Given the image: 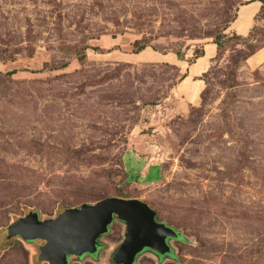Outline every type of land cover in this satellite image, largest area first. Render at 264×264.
Listing matches in <instances>:
<instances>
[{
	"label": "rangeland",
	"instance_id": "374dc122",
	"mask_svg": "<svg viewBox=\"0 0 264 264\" xmlns=\"http://www.w3.org/2000/svg\"><path fill=\"white\" fill-rule=\"evenodd\" d=\"M242 3L0 0V264H46L41 240L7 237L18 217L106 196L178 233L134 264H264V6L241 38L221 32ZM213 37L198 92L172 95L186 62L151 53L192 59ZM123 232L113 217L67 264H112Z\"/></svg>",
	"mask_w": 264,
	"mask_h": 264
},
{
	"label": "water",
	"instance_id": "95a60500",
	"mask_svg": "<svg viewBox=\"0 0 264 264\" xmlns=\"http://www.w3.org/2000/svg\"><path fill=\"white\" fill-rule=\"evenodd\" d=\"M113 217L124 225L122 239L111 256L112 264H134L144 250L157 257L170 255L169 240L175 229L155 219V211L136 198L102 197L92 203L64 208L56 215L39 219L29 211L7 226V237L24 241L39 239L37 259L46 264H67L68 256L92 255L99 237Z\"/></svg>",
	"mask_w": 264,
	"mask_h": 264
},
{
	"label": "crops",
	"instance_id": "0c3cea01",
	"mask_svg": "<svg viewBox=\"0 0 264 264\" xmlns=\"http://www.w3.org/2000/svg\"><path fill=\"white\" fill-rule=\"evenodd\" d=\"M261 6H264V4L261 3L259 0H243V3L239 6L237 10V14L235 15L234 20L229 22L227 29L231 32L243 36L250 28V25L253 22V18L255 17V15L261 10ZM238 14L240 16L239 18ZM202 46L203 54L195 58V60L191 63H187L184 59H177L172 52H161L158 54L151 53V56H154L153 58H151V60L153 61L169 62L174 65H177L180 61L186 62L185 73L187 75L182 80H180L179 83H176L171 86L170 93L172 95H176V90L178 91L180 89V94H184L185 96L188 95V102L191 101V98L189 97L193 96V92H198V90L200 89V85L197 83L199 80L193 77L201 75L206 70L210 58H212L215 53V46L211 43L210 40L202 44ZM206 47L208 48L207 54ZM143 51H145V48L137 53H130L129 56L131 60L137 61V58L142 54Z\"/></svg>",
	"mask_w": 264,
	"mask_h": 264
},
{
	"label": "trees",
	"instance_id": "16d2710c",
	"mask_svg": "<svg viewBox=\"0 0 264 264\" xmlns=\"http://www.w3.org/2000/svg\"><path fill=\"white\" fill-rule=\"evenodd\" d=\"M259 1H260L261 3L264 4V0H259ZM262 8H263V6H261V9H262ZM234 18H235V16H234L233 18H231V20H229V22L233 21ZM228 24H229V23H228ZM228 24H226V25L223 27V29L221 30V32H222V31L224 32V30L227 29ZM222 34H223V33H222ZM230 34H231V35H234L236 38H241V37H242L241 35H238V34H236V33H234V32H231ZM210 41H211V43L214 44V46H215V55H216V54L219 52V50H220V44H219V42L216 40V38H214V37H213V39H211ZM131 46H132V48H131L130 53H137V52L143 50L147 45L139 44V43H138V40L135 39V40L132 41ZM193 51H194V49H193ZM170 52H172V53L176 56L177 59L183 60V56L180 54V52H179L178 50H171ZM202 54H203V50L201 49V50L199 51V53H197V54L194 53L192 59H187V60H185V61H186L187 63H191V62H193V61L195 60V58L201 56ZM183 76H184V74L182 73V74L178 77V79L182 78ZM176 82H177V80H176L175 82H173L170 86L176 84ZM99 199H100V198H99ZM97 200H98V199H97ZM95 201H96V200H95ZM83 203H84V202H83Z\"/></svg>",
	"mask_w": 264,
	"mask_h": 264
},
{
	"label": "flooded vegetation",
	"instance_id": "af4514ba",
	"mask_svg": "<svg viewBox=\"0 0 264 264\" xmlns=\"http://www.w3.org/2000/svg\"><path fill=\"white\" fill-rule=\"evenodd\" d=\"M117 246H118V245H117ZM98 247H99V246H98ZM98 247H97V249H98ZM116 248H117V247H116ZM116 248H115V249H116ZM97 249H96V250H97ZM115 249H114V251H115ZM114 251H113V252H114ZM113 252L111 253V256H112ZM95 253H96V252H95ZM95 253H94V254H95ZM92 255H93V254H92ZM155 256H156V255H155ZM156 257H157V256H156ZM157 258H160V257H157Z\"/></svg>",
	"mask_w": 264,
	"mask_h": 264
}]
</instances>
